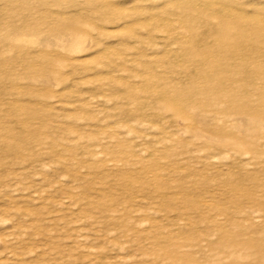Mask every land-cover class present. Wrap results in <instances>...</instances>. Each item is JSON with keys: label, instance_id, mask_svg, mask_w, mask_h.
I'll list each match as a JSON object with an SVG mask.
<instances>
[{"label": "rangeland", "instance_id": "374dc122", "mask_svg": "<svg viewBox=\"0 0 264 264\" xmlns=\"http://www.w3.org/2000/svg\"><path fill=\"white\" fill-rule=\"evenodd\" d=\"M0 264H264V0H0Z\"/></svg>", "mask_w": 264, "mask_h": 264}]
</instances>
